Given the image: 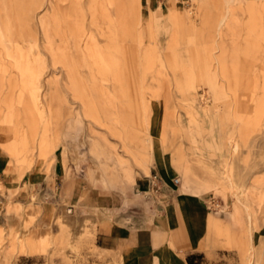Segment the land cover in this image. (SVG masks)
<instances>
[{
  "label": "rangeland",
  "instance_id": "rangeland-1",
  "mask_svg": "<svg viewBox=\"0 0 264 264\" xmlns=\"http://www.w3.org/2000/svg\"><path fill=\"white\" fill-rule=\"evenodd\" d=\"M92 80H104L105 96L87 91ZM46 82L65 102L49 103L43 88L35 104L32 88ZM159 169L208 212L205 251L191 264H264V0H0V264H124L99 234L161 218L139 196ZM64 189L78 210L41 201ZM12 208L23 218L8 231L2 216ZM167 232H150L157 246Z\"/></svg>",
  "mask_w": 264,
  "mask_h": 264
},
{
  "label": "crops",
  "instance_id": "crops-1",
  "mask_svg": "<svg viewBox=\"0 0 264 264\" xmlns=\"http://www.w3.org/2000/svg\"><path fill=\"white\" fill-rule=\"evenodd\" d=\"M39 21L41 22V25L43 26L44 30L49 29V27H47L46 25L45 19L43 20L39 19ZM45 34L47 40L50 41L52 39L51 38L52 36L49 33V30H46ZM2 35L4 36V38L5 37L8 38L9 37L8 30L3 32ZM67 60L69 62H74V60L68 57ZM75 70L76 68H74L73 71L70 72L69 74H70V79L73 83L72 86L76 89L75 94H77V90H78L77 88L79 85L76 82ZM46 73H47L46 69L43 68L42 82L44 81L43 75H45ZM43 88L48 91L49 103H51L54 99H57L59 103L65 102L61 95V92L58 91L56 88L52 87L50 83L46 82L44 83V85H42L41 83V89ZM52 88L53 91L55 92L54 94L52 93ZM32 89H33L32 95L35 104L38 105L42 103L43 96L41 94V91L39 92L36 88H32ZM87 91L90 92V94L96 95L97 99H100L101 97L106 95L105 92L107 90L104 85V82L94 83V81L92 80V84L90 87L89 86L87 87ZM75 94L73 93L74 100H78L77 96L75 98ZM54 95H57L58 97L57 96L55 97ZM71 108H69V106L66 108L64 112L65 118H71L73 116L72 115L73 108L72 109ZM91 120L100 124L103 127V124L99 120L93 118H91ZM147 126L149 128V132L152 137V148H153V135L149 124ZM132 127H133L132 134H135L136 130L137 131L139 130V128H137L138 124L134 122L132 124ZM129 139H130L129 140L130 145L136 150H140L141 140L139 138L136 139V137L135 136L133 137L132 135L129 136ZM51 143L53 144V146H55L54 145L55 142L53 140ZM157 159H158L157 162H159L158 165L159 166L162 165L160 158L157 157ZM80 167L77 170V172H80ZM155 172L158 173L157 171ZM158 174L162 176L161 169H159ZM95 181L99 183L97 181L96 173H95ZM164 183L166 186L165 196L167 198L168 207H171V205L173 206L177 205L178 208L176 212L175 211L172 212L171 227L168 221L162 218L155 219L156 224L159 223V225L164 226L169 230V233L166 236L167 238L164 236H159L161 238H166L163 244H159L157 246L158 243L154 239L153 235L149 231L145 230L143 227L135 230H129L123 227L120 228L116 227L112 230H107V232H103L99 234V239L106 246V249L114 250L115 252L121 254L124 264H155L156 258H158L157 261L159 264H188L187 262L188 258L194 256L197 253H202L203 251H205V245L208 234V220H209L208 212H206L205 208L202 206V203L199 202L198 200L191 197L177 195L176 190H174L169 185H167L165 180ZM49 191L53 192L52 188L49 189ZM66 192L68 191L64 189L61 196H64ZM178 212L181 215V222L179 221L177 215ZM110 224H114V223H110Z\"/></svg>",
  "mask_w": 264,
  "mask_h": 264
},
{
  "label": "bare ground",
  "instance_id": "bare-ground-1",
  "mask_svg": "<svg viewBox=\"0 0 264 264\" xmlns=\"http://www.w3.org/2000/svg\"><path fill=\"white\" fill-rule=\"evenodd\" d=\"M225 4L226 6H230V1H225ZM6 38V37H5ZM95 54H98L97 51H95ZM216 60L217 62L219 63V57H216ZM23 58L20 57L17 62H18V65H17V68H21V65H22V62H23ZM94 61L93 63H97V65H100L102 68V70L104 69L105 67V61L103 58H101L100 56H95L93 58ZM94 64V65H95ZM97 76V75H96ZM130 78L131 76L128 75ZM98 77V76H97ZM100 77V76H99ZM127 85L129 88H131L133 85V82L129 81V78H127ZM132 80V79H131ZM99 81V80H98ZM97 81V82H98ZM42 82V81H41ZM102 82H104V80H102ZM135 84V82H134ZM135 87V86H134ZM39 92L42 90L41 89V84L39 85V87L36 88ZM49 90V89H48ZM48 91L46 93V95L44 96L45 100H48ZM81 118V123H83V118L82 116H80ZM83 128V127H82ZM84 135H85V131L84 129H82V131L80 132V135H79V140H78V145L79 146H82L83 144V141H84ZM55 142V141H54ZM56 143V142H55ZM153 143H154V140H153ZM55 145V144H54ZM154 145V144H153ZM44 147V145H43ZM48 148V147H47ZM55 148V147H54ZM47 151V150H46ZM71 161L73 163V166H75L76 164H79L82 156L81 154L77 151V149H74V150H71ZM103 172H104V169H99L97 172H96V176H97V181L99 183H101L102 185H105L107 184V181L103 175ZM228 184L230 185L231 189H232V192L234 194V196L236 197L237 201L239 204L241 205H244L242 199L239 197L237 191H235V188L232 186V181L231 179L229 178V181H228ZM36 187L37 186H34V185H31L28 187V191L31 193V194H35V191H36ZM149 194V188H146V193L144 194H141L139 195L140 197H143V198H147V195ZM148 199V198H147ZM54 200L56 204L58 205H63V208L65 210V208H67L68 206L71 207V208H75L76 210L79 209V204L77 202V200L75 199V195H72L70 194L69 192H66V194L64 196H61V200H58V199H55L54 197H52L51 195L49 194H46L44 195L42 198H41V201L43 202V204L45 206H48L49 205V202ZM159 200H161L160 198H156V196H153L150 198V201L152 202V206H154V210H152L151 212H148L149 216H157V217H161V218H164L166 221H168L170 227L172 226V212L177 210L178 206L175 205H171V207H168L167 204L163 203L161 201V203L159 202ZM40 201V202H41ZM53 201V202H54ZM0 204L2 205H6L4 204V202L0 199ZM53 205V204H52ZM56 207V206H55ZM37 209H40L39 207H34V209H31V210H27V214H32L34 213ZM69 209V208H68ZM81 210V209H80ZM155 211V212H154ZM66 212V211H65ZM79 213V212H78ZM95 213V212H94ZM85 214V213H84ZM98 214V213H97ZM178 218H179V221L181 219V215L180 213L178 212ZM94 216V215H93ZM3 226L5 229H7L8 231H12V230H16L18 229L19 227V222L21 221V219L23 218V215L22 213L18 212L17 210L15 209H10L9 211H7V213H5L3 216ZM97 217V216H96ZM98 218H99V221L101 222V224H107V223H113L115 217L113 216V214L111 213H103V212H99L98 214ZM46 223V222H45ZM145 229L152 232V233H160V234H164L167 232L166 229H164L163 226L156 224L155 223V218L151 217L149 219V221L146 222V225H145ZM44 230V229H43ZM173 231V230H172ZM44 233V232H43ZM168 233V232H167Z\"/></svg>",
  "mask_w": 264,
  "mask_h": 264
},
{
  "label": "built area",
  "instance_id": "built-area-1",
  "mask_svg": "<svg viewBox=\"0 0 264 264\" xmlns=\"http://www.w3.org/2000/svg\"><path fill=\"white\" fill-rule=\"evenodd\" d=\"M146 179L149 184V194L147 195V198L150 199L151 197L156 196V198H160L163 203L167 204V198L165 196L166 186L162 176L153 172ZM173 182L175 186L180 184L178 179H175Z\"/></svg>",
  "mask_w": 264,
  "mask_h": 264
},
{
  "label": "trees",
  "instance_id": "trees-1",
  "mask_svg": "<svg viewBox=\"0 0 264 264\" xmlns=\"http://www.w3.org/2000/svg\"><path fill=\"white\" fill-rule=\"evenodd\" d=\"M190 261H191V259L189 258V259L187 260L188 264H191V262H190Z\"/></svg>",
  "mask_w": 264,
  "mask_h": 264
}]
</instances>
